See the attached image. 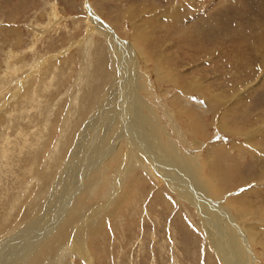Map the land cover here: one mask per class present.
<instances>
[{"label": "rangeland", "instance_id": "1", "mask_svg": "<svg viewBox=\"0 0 264 264\" xmlns=\"http://www.w3.org/2000/svg\"><path fill=\"white\" fill-rule=\"evenodd\" d=\"M87 196L63 264H264V0H0V264Z\"/></svg>", "mask_w": 264, "mask_h": 264}, {"label": "bare ground", "instance_id": "2", "mask_svg": "<svg viewBox=\"0 0 264 264\" xmlns=\"http://www.w3.org/2000/svg\"><path fill=\"white\" fill-rule=\"evenodd\" d=\"M187 5V4H186ZM185 7V6H184ZM173 8V7H172ZM176 9V8H175ZM167 13V12H166ZM170 15V14H169ZM179 16V13L178 14H176V13H172L171 15H170V19H172L173 21H176V18ZM95 23V22H94ZM100 26H101V23H98ZM105 27V26H104ZM101 28H102V26H101ZM106 29L108 30L109 28H107L106 27ZM106 30V31H107ZM109 31H110V29H109ZM111 32V34H110V37L111 38H113L114 37V33H112V31H110ZM113 36V37H112ZM115 40V39H114ZM123 58V57H122ZM124 59V58H123ZM126 70H124V72H125ZM123 73V72H122ZM122 76V75H121ZM123 78V77H122ZM126 80L128 81V79L126 78ZM89 81V80H88ZM124 82V81H123ZM133 82V81H132ZM128 84V83H127ZM124 85H125V87H126V81H125V83H124ZM122 86V85H121ZM89 87V86H88ZM124 87V86H123ZM124 87V88H125ZM93 88V87H92ZM93 90V89H92ZM114 90H116V89H114ZM97 92V91H96ZM111 92V91H110ZM115 92V91H114ZM104 93V92H103ZM130 95V94H129ZM128 95V96H129ZM105 97V96H104ZM106 99V98H105ZM108 99V98H107ZM110 99V98H109ZM113 99H114V97H113ZM118 98H116V100H117ZM92 100V99H91ZM115 100V99H114ZM106 102H108V103H110L109 101H106ZM94 104V103H93ZM115 104H116V102L113 104V106L112 107H115ZM119 104H120V106L118 105V107H120V110H122V109H124V107H127L128 106V103H127V96L126 97H122V98H119ZM107 105V104H106ZM111 105V104H110ZM109 104H108V106H110ZM105 106V105H104ZM117 106V105H116ZM111 107V106H110ZM137 108H138V106H137ZM118 109V108H117ZM137 112H136V114H134L135 115V120L137 119V117L138 118H140L141 119V117L143 118V115H142V113H141V111L138 109V110H136ZM131 112H132V109L130 108V114H129V116L128 117H133L134 115H131ZM135 113V112H134ZM140 119H138V120H140ZM138 120H136L137 121V124L139 125V127L138 128H135L133 125H131L130 126V130L128 131V133H130V134H133L138 140H139V144H140V148H144L145 150H148V151H150L149 149L151 148V147H149V146H145L144 145V143H142L143 141H141V139H139V137L141 138L142 137V135H143V132L145 131V134H147L146 132H148V130H150V129H148V127H146V126H144V123H139L138 122ZM141 121V120H140ZM114 123V122H113ZM91 125V124H90ZM146 125H148L147 123H146ZM117 136L119 137V139H117L116 137H115V139L116 140H120V137L121 138H123L124 137V133H122L121 134V132L120 133H118L117 134ZM152 137V136H151ZM147 139V138H146ZM146 141V140H145ZM144 141V142H145ZM147 141H148V139H147ZM94 142V141H93ZM153 143V142H152ZM114 144H116V143H114ZM116 146V145H115ZM151 146V145H150ZM153 147H158L157 146V144L156 145H154L153 144V146H152V148ZM160 147V146H159ZM112 148H115V147H112ZM161 148V147H160ZM79 149H80V146L79 147H76L75 149H74V151L72 152V154H74L75 156H76V158L74 159V161H76V164L77 165H75L74 167H72L73 166V164L71 165V166H69L68 167V172H72V171H77L78 169H79V164L80 163H77V161L79 160V157H77V153L79 152ZM81 150V149H80ZM82 150H83V146H82ZM81 150V153L83 152ZM113 150V149H112ZM143 150V149H142ZM173 150V149H172ZM94 151V150H93ZM147 151V152H148ZM173 151H175V150H173ZM95 152V151H94ZM143 152H144V150H143ZM146 152V151H145ZM146 152V153H147ZM176 153V152H175ZM260 153V152H259ZM79 154H80V152H79ZM144 154V153H143ZM149 154V153H148ZM152 154V153H151ZM262 155V154H261ZM79 156V155H78ZM85 156V155H84ZM98 156V155H97ZM148 156H150V155H148ZM74 158V157H73ZM82 158V157H81ZM80 158V159H81ZM135 159V158H134ZM143 159V158H142ZM179 159V158H178ZM73 161V162H74ZM72 161H70V163H71ZM133 162V161H132ZM142 162V161H141ZM140 162V163H141ZM150 162V161H149ZM175 163L177 162H179V163H181L182 164V161L179 159V160H177V161H174ZM183 162H184V164H183V166H184V169H185V171H187V173H190V174H192V171H193V169L191 170L190 169V167H191V163H190V165H186V161H184L183 160ZM84 163H86V162H84ZM135 163V162H134ZM68 164V163H67ZM93 164V163H92ZM98 164H100V162L98 163ZM97 164V165H98ZM142 164V163H141ZM101 165V164H100ZM139 165V164H138ZM173 165V164H172ZM171 165V166H172ZM91 164H89V166H88V168L85 170V172L87 171V170H91ZM94 166V165H93ZM133 166V165H132ZM140 166V165H139ZM145 166V165H144ZM176 166V165H175ZM96 167V166H95ZM152 167V166H151ZM180 169V168H179ZM94 170V169H93ZM152 171V170H151ZM88 172V171H87ZM86 172V173H87ZM96 174H98V173H96ZM96 174L94 175V179L95 180H98L99 178H101V176L100 175H97L96 176ZM150 174V173H149ZM167 175V174H166ZM60 177H62V176H60ZM65 177H66V174H63V177L60 179L61 180V183L62 182H64V180H65ZM196 177V176H195ZM92 178V179H93ZM187 179V178H186ZM169 180V179H168ZM182 180H183V178H182ZM188 181L190 180H194V179H191L190 177H188V179H187ZM90 181V180H89ZM91 182V181H90ZM95 182V181H94ZM60 183V182H59ZM60 183V184H61ZM89 183H87V185H88ZM83 185V184H82ZM133 185V184H132ZM189 186H190V188L192 187V183H190L189 184ZM92 187V186H91ZM87 189V188H86ZM181 189V188H180ZM183 189V188H182ZM189 190V189H188ZM47 192V191H46ZM186 192H187V190H186ZM186 192L184 193L185 195H186ZM91 193V192H90ZM116 193V192H115ZM182 193V192H181ZM188 193V192H187ZM190 193V192H189ZM72 194V193H71ZM70 194V195H71ZM190 195V194H189ZM192 195V194H191ZM181 196V195H180ZM183 196V195H182ZM88 197V196H87ZM87 197H83V198H86L87 199ZM192 198H194V197H192ZM88 199L89 200H85V202H84V200L82 199V200H79V201H77V203L74 205V207L72 208V209H70L69 210V212H68V214L66 215V218H65V221L63 222V224H62V226H60V227H58V234H57V236L52 240V239H50L49 241H50V243H49V241L47 242L48 244L43 248V251H39L40 252V254H36V255H39V256H37L36 257V255H35V259L33 260V263L32 264H63V260H62V256H61V252H62V249L65 247V243L66 242H68V238H69V235H70V233L72 232V227H73V223H75L76 221H79L78 219H80L81 218V213L83 212V210L86 208V204H88V205H92V200H90V198L88 197ZM195 199V198H194ZM78 200V199H77ZM69 201V200H68ZM73 201V200H72ZM87 201V202H86ZM182 201V200H181ZM189 201V200H188ZM206 201H208V200H206ZM205 202V201H204ZM200 203V202H199ZM208 203V202H207ZM67 204H69V203H67ZM253 204V203H252ZM210 205H212V204H210ZM67 206V205H66ZM205 206V205H204ZM203 206V207H204ZM214 206V205H213ZM72 207V206H71ZM211 209V208H210ZM202 209H200V211H201ZM250 211V210H249ZM209 213H211V210L210 211H208ZM223 212V211H222ZM61 213V212H60ZM204 213V212H203ZM219 213V212H218ZM64 214V213H63ZM83 215V214H82ZM203 215H205V214H203ZM203 215H201V216H203ZM53 216V215H52ZM217 217V216H216ZM221 217V216H220ZM220 217L218 218V219H220ZM64 218V217H63ZM204 218V217H203ZM52 219V218H51ZM217 219V218H216ZM218 219H217V221H218ZM224 219V218H223ZM228 219V218H227ZM64 220V219H63ZM222 221H224V220H222ZM96 221H95V219L94 218H92L90 221H89V223H87L86 224V226L83 228V230L81 231V233L78 235V237H77V241L81 238V237H83V236H85L87 233H88V231H91L92 229H93V227H94V225H96V224H94L93 225V223H95ZM219 223V222H218ZM224 223V222H223ZM224 224H226V223H224ZM40 227V226H39ZM96 227V226H95ZM94 227V228H95ZM222 227H223V225H222ZM216 229H214V230H212L211 229V227H209L208 228V232H209V237L210 238H214L217 242H219L220 243V239L223 237V235L221 234L222 233V229L221 230H219V228H221V227H218V225H216V227H215ZM223 228H225V227H223ZM93 231H95V230H93ZM221 231V232H220ZM90 233H92V232H90ZM226 233H228V232H226ZM217 235V236H216ZM216 236V237H215ZM214 239H212V240H214ZM222 239H224V238H222ZM227 239H229V238H227ZM226 238H225V240L226 241H228ZM52 240V241H51ZM212 240H210L211 242H212ZM223 242H224V240H222ZM230 241H231V239H230ZM217 242H215V243H217ZM225 243V242H224ZM230 243V242H229ZM234 243V241L233 242H231V244H233ZM63 244V245H62ZM218 244V243H217ZM45 244H43V246H44ZM223 246V245H222ZM225 246H227V245H225ZM231 246V245H230ZM42 247V246H41ZM227 248V247H226ZM230 248V247H229ZM218 249H219V247H218ZM224 249V248H223ZM41 250V249H40ZM228 250V249H227ZM229 250H232V249H229ZM223 251V250H222ZM231 252V251H230ZM45 253V254H44ZM64 253V252H63ZM226 253V252H225ZM234 254V255H233ZM228 255V254H227ZM231 255H232V259L231 260H233V261H231V260H226V262H227V264H236L235 263V259H236V257H238V256H236L235 255V253H234V250L231 252ZM234 256H236L235 257V259H234ZM230 257V256H229ZM30 259V258H29ZM227 259H230V258H227ZM30 262V261H29Z\"/></svg>", "mask_w": 264, "mask_h": 264}]
</instances>
